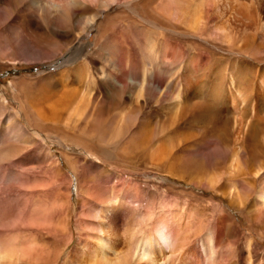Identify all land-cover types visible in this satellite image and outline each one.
Here are the masks:
<instances>
[{"label":"rangeland","instance_id":"1","mask_svg":"<svg viewBox=\"0 0 264 264\" xmlns=\"http://www.w3.org/2000/svg\"><path fill=\"white\" fill-rule=\"evenodd\" d=\"M7 7L0 2L1 52L8 48L1 43L4 39L17 32H21L22 39L31 34L25 18L13 15L14 9ZM121 11L114 8L109 13ZM209 13L206 9L205 14ZM125 14L128 18L110 38L123 40L120 53L135 63V69L132 63L129 68L136 76H142L150 43L156 52L152 63L158 65L149 66L150 80L166 84L177 80L165 72L166 43L170 44L169 58H179L185 67L198 69L196 77L185 67L182 70L189 73L184 77L188 99L182 117L173 119L166 107L168 97L162 95L159 99L153 88L147 89L141 103L128 100L126 93L128 102L121 106L122 114L131 117L127 123L130 133L110 147L99 142L101 138L89 121L66 126L65 121L56 122L46 104L40 107L44 122L33 123L25 117L20 98L13 99V79L48 76L45 81L54 82L51 73L69 71L84 60L90 76L99 77L96 68L111 73L108 54L99 56L101 47L87 59L96 41L94 28L84 32L83 40L90 45H65L52 58L50 53L63 45L48 44L40 49L37 45L29 52L0 57V264H76L82 259L108 264L114 262L115 251L128 250L130 244L133 248L132 243H139L144 236L153 240L166 237L165 251L157 246L151 253L159 264H264V213L258 210L254 194L247 195L244 203L232 194L235 184L245 194L248 182L259 189L262 181L254 182L244 173L250 162L246 150L240 154L242 171L235 172L231 165L236 146L231 120L237 113L231 110L228 87L229 75L236 69L243 76L257 75L259 63L253 60L251 51L255 49L264 56V38L249 37L251 48L237 52L219 36H214V46L202 41L192 43L190 38L175 34L165 36L164 31L135 12ZM218 16H212L214 22H218ZM196 78L201 83L200 91L197 84L188 85ZM96 79V84L87 82L82 87L94 92L105 88L106 103L112 105L125 93L112 94L108 85ZM214 88L215 97L211 95ZM199 100L204 105L195 106ZM25 107L27 111L29 107ZM208 111L216 112L215 119L209 118ZM244 115L246 118L248 112ZM120 119L118 115L111 121L116 125ZM142 127L154 131L151 144L145 150L142 146L143 151L123 152L128 138ZM100 144L104 148H99ZM108 149L113 151L108 153ZM151 153L161 157L152 161ZM88 187L90 196L83 192ZM160 218L165 225L156 227ZM208 236L216 245L213 263L202 255L201 242ZM98 240L109 242V247L100 251ZM111 245L113 250L109 249Z\"/></svg>","mask_w":264,"mask_h":264},{"label":"bare ground","instance_id":"2","mask_svg":"<svg viewBox=\"0 0 264 264\" xmlns=\"http://www.w3.org/2000/svg\"><path fill=\"white\" fill-rule=\"evenodd\" d=\"M0 2L14 9L13 15L19 14L18 17L22 20L25 18L26 28L31 33L27 37L23 36V39L19 34L21 32L14 33L12 38L4 39L1 43H5V48H8L7 51L1 52L0 44L1 58L8 55L14 56L22 51L29 52L32 46L38 45V49H40L48 44L63 45L50 53V58H52L57 56L65 45L70 46L74 42L76 44L81 43L80 46L90 45L91 42L85 43V40H83L85 37L84 32L87 34L89 29H96V41L87 59L94 55L97 47H101L99 56L103 57L104 53L108 54L111 73L102 68H96L100 73L99 77H97L98 75L96 77L90 76L84 60V62L79 63L69 71L51 73L49 77L54 78V82L45 81L48 76L39 79L26 78L27 76L17 80L13 79L11 90L14 95L13 99L20 98L19 100H21L19 102L22 113L33 123L37 121L40 124L46 120L43 110L40 111V107L46 104L49 110H53L51 111L52 117L55 118L56 122L65 121L66 126L89 121L95 135L101 138L99 142L101 144L105 143L108 147H110V144L126 138L130 133V126L127 123L131 121V117L127 116L128 113L122 114L124 110L121 106L123 103L128 102L127 99L141 103L145 100L143 96L146 94L147 89L153 88L159 93V99H162V95L168 97L169 102H167L166 107L174 116L173 119H179L188 99L187 94L184 95L187 92L185 91L184 77L189 74L186 72L194 73L193 77H196V73H198V69L191 65L185 67L182 61H178L179 58H169L167 52L170 49L168 47L170 44L165 42V55L167 57L165 66L167 70L164 71L169 72L170 77H176L177 80L175 82L172 81L174 79L169 80L167 84L150 80L151 70H149V66H158L152 63L156 52L151 43L147 46L148 50L141 70L142 76L139 77V73L137 77L135 72L133 73L135 63L133 64L129 58H124L120 53L121 48H123V40L116 41V39L112 40L110 38L117 26H122L123 20L128 18L129 15L127 16L125 13L135 12L145 22L161 29L162 32L164 31L165 36L175 34L179 37L190 38L192 43L202 41L213 44L217 41L214 36L216 38L219 36L233 46L237 52H244L251 48L249 37L264 38V0H160V2L158 0H0ZM114 8L122 11L110 14L109 12ZM206 9H209V14H205ZM217 13H219L218 17L220 19L217 20L218 22H214L212 16L217 15ZM169 37L165 38L166 41L170 39ZM254 50L251 51V54H253V60L259 63L257 75L246 73L247 75L244 74L245 76H243L240 74L241 72L236 71L237 69L229 75L228 87L231 96V110L237 113L231 120L232 131L234 137H236L231 165L234 167L235 172L242 171L244 164H242L240 154L243 149L246 150L250 162L245 166L247 169L244 173L252 176L251 180L254 182L262 181V184L258 189L255 183L248 182V192L245 194L235 184L233 185L232 194L237 197L239 203H244L247 195L252 196L254 194L258 210L264 213V68L262 66L264 56ZM129 63L133 64V70L129 68ZM170 67L172 70H170ZM183 68L187 71H182ZM96 78H100L102 84L108 85L110 93L117 94L119 91L125 93H121L119 99L112 101V105L110 102H104V98L108 94L105 88L101 89L100 87L99 92H94L82 87L87 82L96 84ZM197 79L190 80L188 85L193 87L197 84L198 91H200L202 90L201 83ZM79 84L81 88L77 86ZM98 84L100 83L98 82ZM214 89L211 94L213 97L217 96L216 88ZM126 93L128 95L127 99L124 96ZM199 105H204L201 100L195 104V106ZM25 106L29 107L27 111L24 109ZM245 112H248L246 118ZM207 114H210L209 118L215 119L216 117L215 111H208ZM118 115L121 119L115 125V122H112L116 120ZM205 116L208 118L207 115ZM93 123L97 124L96 128H93ZM124 127L126 130H124ZM139 130L138 133L132 134L128 138L127 146L123 152L126 150H128V153L143 151L142 146L145 150L151 144L155 136L154 131H150L147 127L139 128ZM82 131L84 132V130ZM101 144L99 148H104ZM108 150H106L108 153L113 151L112 149ZM149 157L152 161H156L158 160L157 157L161 156L151 153ZM156 163L158 164V162ZM211 180H214V178ZM212 182L210 181V185L213 186ZM83 192L90 196L91 188L88 187ZM160 225H165V220L162 218L158 220L156 227H160ZM165 240V236L156 237L155 240H153V237L144 236L139 243H132L133 248L130 244L128 250H122L121 252L114 250L116 253L115 260L108 264H159L158 261L152 258L151 253L157 246H160L162 248L161 252H164L163 248L165 249V247L163 244L166 242ZM108 245H110L109 242L98 240L97 246H99L100 251H104ZM112 248L111 245L109 249L113 250ZM201 248L202 255L206 256L208 262L213 263L217 253L213 237H205L201 242ZM4 255L1 254L2 257ZM97 257L96 259L101 260V256ZM67 261L69 262L70 259H67ZM250 263L252 262L250 261ZM76 264L96 263L82 259Z\"/></svg>","mask_w":264,"mask_h":264}]
</instances>
